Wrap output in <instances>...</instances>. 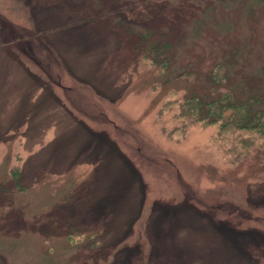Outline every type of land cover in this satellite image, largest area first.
Segmentation results:
<instances>
[{
  "label": "rangeland",
  "instance_id": "obj_1",
  "mask_svg": "<svg viewBox=\"0 0 264 264\" xmlns=\"http://www.w3.org/2000/svg\"><path fill=\"white\" fill-rule=\"evenodd\" d=\"M220 64L264 110V0H0V264H264V135L179 104Z\"/></svg>",
  "mask_w": 264,
  "mask_h": 264
},
{
  "label": "trees",
  "instance_id": "obj_2",
  "mask_svg": "<svg viewBox=\"0 0 264 264\" xmlns=\"http://www.w3.org/2000/svg\"><path fill=\"white\" fill-rule=\"evenodd\" d=\"M151 33L149 32L148 35ZM156 36H160L156 35ZM152 37V35H151ZM171 46L170 42H152L145 50V58L154 66H158L161 71H166L169 69L171 59L169 58V48ZM216 74L210 73V84L207 88V94H194L189 91L184 93L182 101L179 102L180 108L185 106L187 115H191L194 121H206L207 123L213 118V122H222V128H225L229 123L225 121H232L236 131H238L235 137L240 142L238 143L242 148L246 147L244 143L247 139L246 132H254L257 134L264 135V110L261 108L254 109L251 105L259 104L263 101L262 95H249L247 98L237 100L230 91L224 90V92L219 93V89L223 87L218 85V81H222L224 78L223 69L224 65L220 64L215 66ZM221 69V70H220ZM219 71L220 74L218 73ZM218 73V74H217ZM178 76H183L186 78L195 77L194 71L190 68L182 69ZM215 76L216 79H215ZM218 78H220L218 80ZM226 109L230 110V113L225 112ZM227 114V115H226ZM231 118V119H230ZM229 121V122H230ZM231 122V123H232ZM241 123V124H239ZM183 127V126H182ZM245 131V132H243ZM240 139V140H239ZM242 139V140H241ZM243 141V142H242ZM15 173V172H13ZM17 173H15V176Z\"/></svg>",
  "mask_w": 264,
  "mask_h": 264
}]
</instances>
